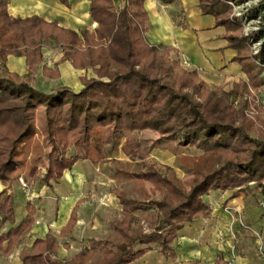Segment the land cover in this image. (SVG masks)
<instances>
[{"label": "trees", "instance_id": "obj_1", "mask_svg": "<svg viewBox=\"0 0 264 264\" xmlns=\"http://www.w3.org/2000/svg\"><path fill=\"white\" fill-rule=\"evenodd\" d=\"M60 1L70 5V0ZM174 1L160 0L163 4ZM228 1L199 0L202 12L212 14L215 25L225 27V37L237 51L235 59L247 76L225 90L210 86L197 69H188L172 57L179 54L175 47L151 45L146 40L149 15L145 0H124L120 6L114 0H91V16L98 26L81 35L41 16H13L8 2L0 0V182L5 186L0 193V231L5 223L15 220L11 192L19 177L15 162L25 161L22 149L34 134L29 110L38 105L46 108L53 144L46 155V174L40 180L50 187L80 161L106 163L130 132L150 128L160 133L164 142L203 153L193 164L198 174L189 190L176 176L158 173L152 166L149 173L155 179L150 190L143 183L148 174L134 173L129 163H117L119 186L112 193L119 199L123 218L113 223L114 238L92 240L70 262L57 258L56 237L37 239L30 250L21 252L23 264H132L151 252L153 245L174 260L172 244L179 231L186 224L211 218L206 197L212 192L241 190L252 183L264 193V138L251 136L254 123L245 119L243 111L248 105L244 96L264 84L260 75L264 23L242 33L241 22L231 15ZM260 5L264 7V3ZM257 15L255 8L252 16ZM261 17L264 21V13ZM49 39L62 47L65 60L77 69L93 68L98 77L85 78L79 91L67 87L45 91L35 86L33 77L44 60L42 48ZM256 42L259 46L253 52L250 47ZM11 54L26 57L27 73L7 67ZM237 97L240 108L233 105ZM137 147L140 144L132 137L123 149L135 160L139 157ZM39 158L31 162L27 182L38 178ZM134 180L139 185L128 189L126 184ZM28 209L25 221L0 236V251L7 242V255L32 229L35 209L31 203ZM139 217L148 223L150 232L140 227ZM77 219L78 205L59 236L70 233Z\"/></svg>", "mask_w": 264, "mask_h": 264}, {"label": "crops", "instance_id": "obj_2", "mask_svg": "<svg viewBox=\"0 0 264 264\" xmlns=\"http://www.w3.org/2000/svg\"><path fill=\"white\" fill-rule=\"evenodd\" d=\"M6 1L13 16H41L47 21L55 22L60 27L72 30L79 35L85 31L93 32L98 26V23L91 16V0H70V5H65L60 0ZM114 1L117 6H120L124 0ZM144 6L149 15V28L145 36L151 45L173 46L178 49L181 63L186 67L197 69L200 76L212 87H222L229 90L240 79L247 80L241 64L235 59L237 51L229 45L225 37V27L215 25L213 15L202 12L199 0H175L171 4H163L160 0H145ZM6 65L11 71L20 74L28 72L25 56L11 54L6 59ZM41 69L38 67L36 73L41 72ZM82 71L85 70L82 69ZM40 81L42 82V79ZM52 89L54 88L50 90ZM86 162L76 163L71 171L64 173L59 183L53 182L51 187L42 182L36 183L32 189L33 196L37 195V201L46 204V207L41 208V211L33 204L34 198L24 199L28 190L19 187L20 190L17 192V187L13 188L11 192H13L15 199V220L13 224L7 222L3 225L0 236L12 228L18 227L26 220L30 211L28 209L29 203L35 209L34 224L31 231L23 238L22 243L9 255L4 253L7 242L3 244V250L0 251V264H23L20 254L26 250L23 249L26 239L30 240L29 247L31 249L37 239L46 240L56 237L55 239L59 244L56 256L61 261L72 249L74 251L71 252V259L81 251L76 250L74 245L78 244L77 234L88 222L84 210L82 211L83 201L77 199V195L82 192V178H85L90 172L85 167L88 165ZM4 189L5 186L0 182V193ZM50 194L56 197V200H53ZM111 194H113L112 191ZM61 195H66V200L57 201ZM44 196H48V199ZM225 202L240 203V200L230 196L224 198L223 203ZM77 205L78 219L75 227L66 236H59L60 232L67 226L71 213ZM212 209L214 211L212 218L198 220V223L186 224L179 231L178 239H176V258L169 264H217L218 260L226 259L228 256L226 252L229 240L230 213L221 208L212 207ZM222 236L225 243L221 245L217 241ZM91 241L90 239L87 241L89 245ZM22 245L24 247L18 250ZM243 247V258L238 263L256 264L249 250L245 246ZM155 260L159 264H168L169 261L162 254L151 251L132 264H153Z\"/></svg>", "mask_w": 264, "mask_h": 264}, {"label": "rangeland", "instance_id": "obj_3", "mask_svg": "<svg viewBox=\"0 0 264 264\" xmlns=\"http://www.w3.org/2000/svg\"><path fill=\"white\" fill-rule=\"evenodd\" d=\"M228 3L231 7V15L237 16L241 22L242 33L246 34L256 30L264 23L261 17L264 13V7L260 5L264 3V0H229ZM255 8H257L258 13L256 17L252 16V12ZM257 46V44L255 46L251 45V51H254ZM42 52L44 54V60L42 61L43 63L39 65V68H42L40 70L41 72H35L36 75L34 74L33 77L35 86L42 90L49 91L51 88L67 87L79 91L83 88L85 78L90 79L98 77L93 68H89L88 70L84 69L85 71H82V69L77 70L71 61L65 60L63 58L64 52L62 47L53 39L46 41L42 48ZM171 55L172 57H177L181 61V56L178 53H173ZM46 68L49 69V73L45 72L44 69ZM186 68L193 69L189 67ZM29 69L28 66V70ZM115 70H117V67ZM55 73H57L56 76H54ZM260 75L264 80V67H262ZM41 79L42 82L40 81ZM243 99H246L248 102V105L243 109L244 117L254 123L252 124L251 136L264 138V84L259 91L252 90L250 95H245ZM233 105L236 108H240L241 99L238 97L235 98L233 100ZM29 114L33 124L34 134L22 149L26 155L25 161L15 162L17 166H19L17 169L19 177L14 187H17V192L20 190L19 187L28 190V194H25L24 199L34 198V203L33 201L31 202L41 211V208L44 209L46 204L37 201V195L33 196L34 193H32V189L37 182H41V178L46 174V169L49 164L46 155L52 150L53 144L45 106L38 105L29 110ZM132 137L140 144V147H137L139 157L135 160L128 157L123 149ZM72 151L73 149L68 154L69 156ZM202 154V151L194 147L187 148L182 145H177L176 143L164 142L160 133L148 128V130L145 131L128 133V135L120 141L119 149L110 154L106 163L102 165H93L86 162L88 165L85 167L90 172L85 178H82V192L77 195V199L83 201L82 211L84 210L88 222L87 225H83L81 232L77 234L76 240L78 244L74 245L75 249L82 250L88 247L89 243L87 241L89 239L103 240L114 238L113 223L123 218L119 201L111 194V191L119 186L115 174L117 163H129L131 165V171L134 173L148 174L144 177L143 183L150 190L154 188L153 181L155 179V176L149 173L151 166L154 168V171L158 173L166 176H176L181 180L185 188L189 190V183L192 178L198 174L193 169V164L201 158ZM36 156H40L37 163L39 171L38 178L32 182H27L25 175L28 173L31 162ZM22 182L27 184V187H24ZM137 185H139L138 180H134L127 183L126 187L131 190ZM217 192L220 193L218 194ZM217 192H212L206 197V200L211 208H221L230 213L228 225L229 240L226 252L228 256L226 259L218 260L217 264H240L238 261H241L240 259L243 258V246L249 250L254 262L256 264H261V257L258 252V244L256 241L258 240L257 236L264 240V212H262L264 193L260 192L252 183L241 190ZM51 196L50 194V197ZM230 196L232 198L237 197L240 203H223L224 198ZM44 197L48 199V196ZM51 198L56 200L54 196ZM66 198V195H61L57 201H64ZM244 207L247 208L245 209ZM213 212L212 209V214ZM139 218L140 227L146 232H150L148 223L145 219L143 217ZM192 237H195V235H192ZM222 237H219L217 241L221 245L225 243L224 237ZM29 241L30 240L26 239L25 248H23L24 245H22L18 250L21 248L29 250ZM176 244L177 241L175 240L172 244L175 251L177 248ZM73 251L74 249H72L71 252ZM152 251L156 254H161L158 252L157 245H153ZM71 252L67 253L63 262H70ZM168 260V264L173 261V259ZM153 264L159 263L155 260Z\"/></svg>", "mask_w": 264, "mask_h": 264}, {"label": "built area", "instance_id": "obj_4", "mask_svg": "<svg viewBox=\"0 0 264 264\" xmlns=\"http://www.w3.org/2000/svg\"><path fill=\"white\" fill-rule=\"evenodd\" d=\"M256 44L259 46V42L253 43L252 45L255 46ZM258 46L253 52L257 51ZM22 184L24 185V187H27V184H25L24 182H22ZM262 212H264V196H263V201H262ZM257 239L258 240L256 241V243L258 244V252L261 257V264H264V242H263L264 240L258 236H257Z\"/></svg>", "mask_w": 264, "mask_h": 264}]
</instances>
